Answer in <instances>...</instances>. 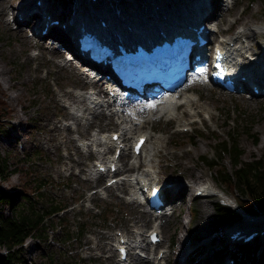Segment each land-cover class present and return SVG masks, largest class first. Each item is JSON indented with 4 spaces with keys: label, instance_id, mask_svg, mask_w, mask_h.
<instances>
[{
    "label": "rangeland",
    "instance_id": "374dc122",
    "mask_svg": "<svg viewBox=\"0 0 264 264\" xmlns=\"http://www.w3.org/2000/svg\"><path fill=\"white\" fill-rule=\"evenodd\" d=\"M4 1L17 3L20 0H0V97L4 99L10 111L8 115L0 116V157L6 160L11 169L19 159L29 154L30 159L22 162V165L29 170L30 177L49 179L39 190L42 195L36 197V208L42 209L50 202L46 201L47 198L51 197L57 202L65 203L68 210L45 221L48 225V228H45L46 241L26 239L20 253L23 262L56 264L62 261L63 256L78 255L89 264H119L117 254L112 248L113 242L116 241V232L136 239V231L141 228V237L145 239L148 231L158 226L163 240L153 249V254L149 255V263L146 262L147 259L135 261L132 257L129 264H155V254L160 250H164L165 256L162 261L156 260L159 264H228V255L240 251L238 247L228 244L224 232H228L230 226L245 224L242 218L249 214H244V211L234 206L237 217L223 229H215L212 224L215 203L222 201L233 206L231 201L235 203L236 199L235 195L230 194L223 185L214 180V173L202 160V156L210 158L215 144L226 139L227 133L233 130L236 131L238 143L243 149L242 158L249 160L260 157L264 150V97L249 98L246 95L229 94L207 84L201 78H196L186 83L178 93L179 98L184 94L194 95L197 105L194 110L200 111L199 116L191 118L184 102L178 105L173 116L161 110L164 104L161 102L138 105L145 107L141 118L146 119V126L141 129L136 125L131 139L142 132L149 133L150 137L145 142L143 152L137 157V167L127 168L133 160L131 155L125 154L119 160L121 171L143 172L147 171V164H150L154 169L150 178L157 179L161 185H167L169 194L186 182L193 183L187 194L174 195L178 196L175 198L178 204L175 205L171 216L149 219L145 207L137 200L133 201L129 195L132 193L129 184L119 188L108 187L88 197L87 192L103 187L106 178H93V161L100 159V156L90 152L91 145L79 149L74 145L89 143L93 133L99 136L102 132L108 134L117 131L118 121L115 118L105 121L101 117L93 119L92 114H87L89 121L83 120L79 131H75L78 127L73 125V120L68 114L75 103L64 95V91L82 93L88 101L91 85H82L84 82L81 77L85 70L70 62L65 64L63 53L50 48L46 37H32L27 29L30 20L16 29L15 25L10 23L15 17L12 9L6 10L5 13L1 11L6 6ZM154 1L158 2L149 0V6L155 9ZM168 1L162 0L163 3L156 8L167 10L164 4ZM83 2L89 3V0ZM116 2L117 6L123 8L124 2L138 5L137 3L142 1ZM215 2L216 0V6ZM230 2L231 8L228 10L225 7L226 1L222 6H219L218 2L219 10L212 17V21L219 23V30L222 32L217 35L219 39L231 37L246 27L257 28V31L264 27V0ZM35 3V0H32L30 4L34 6ZM74 3V0H51V4L57 9L70 8ZM111 8L115 9L116 5L113 4ZM245 39L253 48L249 49L250 52L258 54L264 34ZM43 87L50 89L49 95L40 93ZM84 88L86 89L83 90ZM101 93L105 95V87ZM86 105L83 103L81 107L86 108ZM136 109L137 106H129L130 111ZM186 123L189 127L180 126ZM53 125L60 129L51 131ZM247 127H251V132L259 135L257 143L252 140L251 134L245 132ZM185 129L187 132H184ZM70 136L76 138L73 145H70ZM149 151L152 153L151 163L144 164L147 161L140 159L146 153L150 154ZM112 152L110 149L106 158L111 156ZM223 163L230 168L227 158ZM118 175L121 176V173L114 176ZM20 179L18 172H12L7 178L0 179V187L14 189L18 187ZM208 182L215 186L217 194L218 191L222 196L225 194L231 203L225 202L224 198L216 194L211 197H195V189ZM208 206L212 208L210 214L207 212ZM105 207L111 211L108 220L102 222L99 218L92 217ZM9 212L6 208L5 213ZM259 214L264 215L260 212ZM59 218L66 219L67 225L75 232L78 224L83 223L85 226L74 238H70V241L63 242L60 238L64 236V231L60 228V223H57ZM142 221L147 222L143 227ZM253 246L256 249L253 253L258 256V261L254 264H264V239L261 244Z\"/></svg>",
    "mask_w": 264,
    "mask_h": 264
},
{
    "label": "bare ground",
    "instance_id": "6f19581e",
    "mask_svg": "<svg viewBox=\"0 0 264 264\" xmlns=\"http://www.w3.org/2000/svg\"><path fill=\"white\" fill-rule=\"evenodd\" d=\"M21 1H23L22 5H20V1H18L17 3H9L7 1H4L6 6L1 10L2 13H5L6 10L12 9L13 13L16 16V24L18 25V29L21 28L22 26H24L31 19V17L28 16V14H27V12L29 10H32L39 17L42 15L50 16V18H52L54 20H58L60 23L65 24V28L67 29L68 27L72 26L77 20L82 18L83 8H87V9L92 10L94 12V15L98 16V18H103V19L109 21L110 24L113 25L114 29H116L117 34L125 32L127 23L129 22V20H131L133 17H135L133 15V13L136 9L144 10L143 11L144 17L149 18V19L153 18L152 16H150V14L157 15L156 20L153 19V21L157 22L158 24L161 23L162 17L165 16V14H166L165 11H167L163 8H156L155 7V9H154V7L149 6V0H141L142 2L137 3L138 5H140L139 8H136L135 4L131 5V4H128L125 2L123 3V8L119 7V6H117L116 0H89V3H84L83 0H81V1L80 0H74L75 3L73 4V6H70V8L58 7V9L51 4V0H39L40 1L39 5L37 4L38 0H35L36 3L34 6H32L30 4L32 0H21ZM72 1L70 0V2H72ZM122 1H124V0H122ZM125 1L127 2L129 0H125ZM214 1L215 0H207V4H208L207 9L208 10H207V15H206L205 19L213 17V10L215 8ZM225 1H226L225 7H226V10H228L231 7V2H228L227 0H225ZM187 3H189V2H187ZM113 4L116 5L115 9L111 8V6ZM183 4H184V1H181V0H169L166 4H164V7L165 8H168V6H172V8L176 7V9L174 11H172V9H170L171 11L169 10V12L171 14H175V15H180L182 13H184V14L189 13V10L188 11L186 10V12H184L183 10H181V8L185 9L188 6L191 8L192 6H190V4H187V5H185V8H184ZM222 5H224V3H222V0H221V3L219 6H222ZM39 10H41V11H39ZM191 10H193V9H191ZM159 16H160V18H158ZM31 23H32V21H31ZM38 25H36V26L34 25L33 26L34 28L32 29V31L36 32L35 37L42 38V36L37 33V29H39ZM218 25H219V23L217 22V26ZM55 27L56 26L49 27V32H52V30ZM256 29L253 27H248V28L246 27L245 29H242L241 31H237L231 37L224 38V39L220 40V44L223 47L227 48L229 51H231L232 55L233 54L236 55L238 57V59H240V58L245 59V57H246L245 53L250 52V50H253V48L250 47L248 43L246 44V43L240 42V40L242 38L248 39L249 37L263 33L261 29H260V31H257ZM156 30L160 31L159 29H156ZM219 32H221V30H219ZM148 34L151 35L150 31L148 32ZM210 35H213V33H211ZM250 40H251V38H250ZM52 48H55V49L59 50L60 52H62L60 49H58L56 47H52ZM250 55H251V52H250ZM65 64H68L67 60L65 61ZM261 66L262 65L260 64L259 60L254 65L243 64L241 68H242V75L245 76V80L244 81H238V86L240 88H245L249 83H254V84L259 85L260 87L264 88V79L263 80L258 79L253 72V70H261L262 69ZM81 77H82V80L84 82L82 85H88V84L91 85V90H89V92H88V101H86L87 100L86 95H84L82 93H76L72 90L64 91V95L67 96V98H70L75 103V106L72 108V110L68 111L70 118L73 120V125L76 124L78 127V129L76 128L75 131H79V127L81 126L83 120L89 121L87 114H92L93 119L94 118L97 119L98 117H101L104 121L106 119L115 118L118 121L117 123L119 124V126H118V130L113 131V132L119 134L120 138H122V140L125 143H128L129 140L131 139L133 131L136 128V125H138V127H140L141 129L146 126L145 125L146 119L141 118L145 107H143V106L137 107L136 110L130 111V110H128L127 107L124 106L123 112L120 115L117 112L113 113V108H116V107L122 106V105H118V104L114 105V104H111L110 102H108L107 100H105V98L107 97V91H106L107 86L99 85L97 81L91 79V77L89 76V74L86 71L82 72ZM103 87H105V95L101 93V91L103 90ZM81 88H83V87H81ZM85 89L86 88H84L83 90H85ZM96 96H99V99ZM183 102H184V104H186L188 110L190 111L191 118L199 116L200 111L194 110V107L197 105H196L195 97L193 94H184L179 99L178 104L171 105V104L165 102L162 105L161 110L166 112V113H169V115L173 116L176 114V110L179 107L178 105L183 104ZM83 103L87 104L86 108L81 107V104H83ZM210 118H212V117L210 116ZM191 120L192 119H190V121ZM69 126L70 125H67V127H69ZM180 126L181 127H187L188 123L182 124ZM59 129L60 128L57 127L56 125L55 126L53 125V127L50 128V130L53 132L58 131ZM105 134L106 133L102 132L101 134H99V136H97L95 133H93V134H91V140L89 143H86V144L82 143L81 145L78 144L79 146L76 145L77 144L75 142L76 138L70 136L69 137V140L71 142L70 145H73L75 142L76 144L74 146H76L77 149H79V147L84 148L85 146L91 145L90 146L91 147L90 152L96 153L100 156V159H104V158H106V154L110 151L111 147H113L116 144V142L112 141L110 138L112 133L108 134L107 136H105ZM82 135H84V134H82ZM141 135H146L148 137V135H150V134L148 133V135H147V132H142V133L138 134L135 137V139H137V137H139ZM135 139H134V141H135ZM128 149L129 148H127V147L125 149H123L122 155H125V154L130 155V152L132 153V151H131V148H130V151ZM151 156H152L151 152H150V154L146 153L145 155H143L141 157L140 160L141 161H144V160L147 161L144 164L151 163ZM132 160H133L132 163H130L129 167H127V168H132V167L136 168L137 167V165H138L137 164L138 163L137 157L133 156ZM147 166H149L147 171L143 170V172L136 174V177H137L139 182H143L145 180H148L150 177H152L151 175H152V172H154V169H153L152 165H150V164H147ZM127 184H129V186L132 187V189H131L132 190L131 196H133L132 200L138 201V193H137L136 187L133 183L127 182L125 180H121L120 182L116 183L113 186H116L119 188V187H124ZM192 186H193V183L186 182L179 189L175 190L174 192H171L170 194H169V190L167 187V189H166L167 195L169 194V195H171V197H174V195H176V194L177 195L183 194V193L187 194L188 190ZM197 190H200L202 192V195H203L202 197H211L212 195L216 194V195L224 198L225 202L231 201V200H229V198L225 194H223V196H222V193L220 191H218V194H217L215 192V186L213 184H211L210 182L199 185L195 189V192ZM231 202H232V204H234L233 201H231ZM211 209L212 208L210 206L207 207L208 214L212 213L210 211ZM153 217H154L153 214H149V219H151ZM256 223H259V224L254 226ZM146 224H147L146 221H142L141 227L145 226ZM243 225L254 226L250 232L258 231V236H259L260 235L259 232L264 230V219H255V221L253 223L245 222V224H243ZM257 226H258V228H257ZM140 229L141 228H139L138 231H136L137 232L136 233L137 238L133 239V237H132V239H130V243L133 244L136 248H139V249L147 252L148 248L146 245L143 244V242H145V239L143 237H141L142 233H141ZM230 230H231V228H229L227 231L229 232ZM151 253H152V251L150 248V253H148V254H151ZM163 253H164V250L160 251V253L158 251L155 254V262H156L157 256L159 254H162L161 255L162 257L159 259L160 261H162V258L165 256V254H163ZM136 259H138V258L133 257V260L137 261ZM150 260L151 259L147 258L146 262L149 263Z\"/></svg>",
    "mask_w": 264,
    "mask_h": 264
},
{
    "label": "trees",
    "instance_id": "16d2710c",
    "mask_svg": "<svg viewBox=\"0 0 264 264\" xmlns=\"http://www.w3.org/2000/svg\"><path fill=\"white\" fill-rule=\"evenodd\" d=\"M43 88L40 93L49 95L50 89ZM9 113L6 102L0 97V116ZM245 132L251 134L252 140L257 143L259 135L251 132V127L245 128ZM242 155L243 149L238 143L237 133L232 130L227 133L226 139L215 144L213 155L210 158L202 156V160L214 173V180L223 185L230 194L235 195L237 206L241 210L248 213H264V150L260 157L256 156L249 160L243 159ZM225 158L229 160L230 168L223 163ZM29 159L30 156L27 154L10 169L6 160L0 157L1 180L12 172H18L21 177L18 187L14 189L0 187V264H26L20 254L26 239L46 241L45 228L48 225L45 221L67 206L61 201L57 202L48 197L46 201L50 202L47 205L42 209L36 208V197L42 195L39 190L49 182V179L31 178L29 170L22 165V162ZM6 208L9 209V214L5 213ZM106 209L107 207L99 214H93L92 217L105 222L111 214V211ZM236 217V212L228 205L221 201L215 203L212 224L216 230H221ZM57 223H60V228L64 231V236L60 238L63 242L70 241V238H74L85 226L83 223L78 224L76 233L70 225H67L66 219L59 218ZM237 247L240 253L234 254L236 264H254L258 261V256L253 253L255 247L252 245ZM62 258V261L56 264H89L78 255H67Z\"/></svg>",
    "mask_w": 264,
    "mask_h": 264
}]
</instances>
